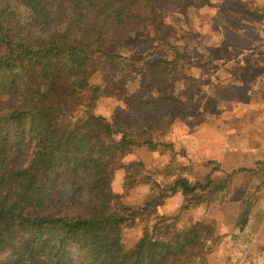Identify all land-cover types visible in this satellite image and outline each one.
Segmentation results:
<instances>
[{
	"label": "trees",
	"instance_id": "trees-1",
	"mask_svg": "<svg viewBox=\"0 0 264 264\" xmlns=\"http://www.w3.org/2000/svg\"><path fill=\"white\" fill-rule=\"evenodd\" d=\"M165 1L0 0V264H209L220 238L216 221L180 228L177 217L158 209L179 194L190 207L212 204L227 181L176 177L141 208L157 223L131 247L123 230L138 213L112 190L117 165L136 149L170 148L163 140L180 117L173 78L182 54L173 49V59L147 62L157 96L129 103L138 119L112 123L95 113L104 92L92 85V57L120 60L111 50L136 32L161 39ZM73 106H84L86 115L65 126ZM174 166L172 159L169 176ZM142 167L120 166L126 192L148 183L139 180Z\"/></svg>",
	"mask_w": 264,
	"mask_h": 264
},
{
	"label": "rangeland",
	"instance_id": "rangeland-1",
	"mask_svg": "<svg viewBox=\"0 0 264 264\" xmlns=\"http://www.w3.org/2000/svg\"><path fill=\"white\" fill-rule=\"evenodd\" d=\"M206 2V6L197 8L182 5L181 0H166L163 4L166 27L161 39H154L151 33L140 31L111 50V55L121 56L120 60L104 55L93 56L91 61L97 68V73L92 79V85L100 86L104 92L96 105L95 113L112 123L119 116L138 119L129 103L157 96L147 62L155 56L173 59V49L182 54L179 70L173 78L180 117L163 140L170 148H159L158 151H151L147 147L136 149L117 165L112 179V190L116 195L122 196V204L133 213H138L134 224L123 230L124 242L127 247L133 246L142 237L144 228L157 223V220L140 213L141 208L150 198L162 197L163 190L176 177H186L192 183H204L211 176L217 186L227 181V187L214 203L190 207L187 205V198L179 194L164 201L158 209L159 215L177 217L180 228L196 220L216 221L220 238L208 256L209 264H261L264 247L260 244L250 247L256 239V230L261 220H257L254 230L249 227L245 233V226L242 228L241 223L246 211L249 210L251 214L254 208H260L264 202V163H259L252 169L228 167L221 160L224 149L214 150L216 146L211 142L217 140V134L211 133L217 126L213 128L212 124L221 123L210 119L213 116L219 117V120L229 115L234 118L238 116L241 121L235 124L240 127L242 123L246 125L251 116L250 111L259 109L256 104L253 108L244 104V100H248L251 95L246 74L244 75L246 70L233 71L238 63L235 57H230L228 51L245 50L253 53L250 54L253 56L255 52L258 55L257 51L264 54V0ZM248 18L251 28L244 37L241 27L244 28L245 25L240 27L236 22L239 20L243 24ZM258 58H251L248 67L259 65L256 63ZM247 76L250 77L251 74L248 73ZM228 78L232 85H225L224 88L228 89L220 92L222 95L214 91V80L227 81ZM254 92L257 93V90ZM257 102L259 104L260 101ZM85 115L84 106H73L70 113L62 118V124L72 126ZM182 118L193 121L191 125H187L189 129L182 127ZM224 126H220L222 130ZM183 144L187 145L190 153L183 148ZM172 159L175 168L169 176L166 167ZM132 162L142 163L139 180L148 178V183H141L126 192V172L120 166ZM262 207L264 209V205ZM249 219L250 215L248 221Z\"/></svg>",
	"mask_w": 264,
	"mask_h": 264
},
{
	"label": "crops",
	"instance_id": "crops-1",
	"mask_svg": "<svg viewBox=\"0 0 264 264\" xmlns=\"http://www.w3.org/2000/svg\"><path fill=\"white\" fill-rule=\"evenodd\" d=\"M260 5H263V3H258ZM250 18L246 19V22L241 24L240 21L238 20L236 22L237 26L245 25L244 28H242L241 34L244 32V37L247 35V30L251 28L250 24ZM245 30V31H244ZM240 52V53H238ZM257 53L253 54L251 52L247 51H236L235 49L233 52L228 51L230 57L233 59L235 57L236 63H238L236 68L233 69V71H236V69H241V70H246L244 72V75L248 73L251 74L250 77H246L247 83H248V88L251 91V95L249 96L250 98L248 100H244V97L241 99L244 100V104L246 106H251L253 108L254 104H256L259 109L255 111H250V117L249 120L246 121V125L242 123L243 125H240V127H237V124H235L237 121H241L239 117H235L233 115H229L227 117H224V119H220L219 117H211V121H216L221 124L219 125H214L212 124V127L214 131L211 133L214 135L217 134V140L213 141L211 140L212 145L216 146L214 150L224 149V154L222 155V162L226 163L228 167L230 168H246V169H252L257 166L259 163H264V54L261 53L260 51H257ZM259 57L258 63L259 65H253L252 67H248L250 59L251 58H257ZM240 58L243 60L240 61ZM235 62V60H234ZM243 64L244 66L242 67ZM248 67V68H246ZM232 72V71H230ZM217 80V78H216ZM214 80L213 82H216V86L214 88V91L216 90L219 92L220 95L225 90L228 88H224V86H229L232 83L230 82L231 80L228 78L227 81H216ZM223 83V84H222ZM244 86V87H247ZM254 90H257V93L254 92ZM238 98V97H237ZM220 99V98H219ZM219 99H217V104L219 103ZM239 99V98H238ZM260 101L259 104L257 101ZM257 102V103H256ZM232 102L231 104H234ZM221 104V102H220ZM245 117V115H244ZM237 118V119H236ZM189 119V118H188ZM188 119H183L182 118V127H184L185 130L189 129V125L193 121H190ZM243 120V118H242ZM210 121V122H211ZM184 123V124H183ZM212 123V122H211ZM188 125V126H187ZM224 126V130L220 126ZM184 130V131H185ZM203 132V131H202ZM186 134V132H185ZM187 135V134H186ZM197 137V133L195 135ZM203 137V134H201V137ZM188 143V142H187ZM184 145V144H183ZM185 150H187L188 153L191 151L188 150L187 145H184L183 147ZM213 150V149H212ZM220 162V161H219ZM264 202L260 205V208H254L252 210V213L250 214V219L247 222L245 228L243 229V233H245V230L256 228V222L258 219H260V225L257 227V235L255 241L250 245V247H256V245L260 244L262 247H264V209L263 206ZM199 221V220H196ZM248 232V231H247ZM259 246V245H258ZM261 264H264V255L260 260Z\"/></svg>",
	"mask_w": 264,
	"mask_h": 264
}]
</instances>
